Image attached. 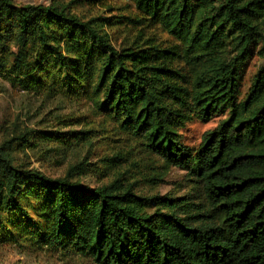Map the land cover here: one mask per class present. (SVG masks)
<instances>
[{
  "label": "trees",
  "instance_id": "16d2710c",
  "mask_svg": "<svg viewBox=\"0 0 264 264\" xmlns=\"http://www.w3.org/2000/svg\"><path fill=\"white\" fill-rule=\"evenodd\" d=\"M128 1L132 14L106 0H0V75L22 91L87 101L165 168L185 170L197 201L50 177L16 165L4 142L0 243L96 264H264V65L240 90L254 49L264 59V0ZM81 3L109 14L81 17ZM114 28L132 38L114 44ZM215 117L196 148L183 143L186 124ZM19 139L69 149L89 132Z\"/></svg>",
  "mask_w": 264,
  "mask_h": 264
},
{
  "label": "rangeland",
  "instance_id": "374dc122",
  "mask_svg": "<svg viewBox=\"0 0 264 264\" xmlns=\"http://www.w3.org/2000/svg\"><path fill=\"white\" fill-rule=\"evenodd\" d=\"M16 4H50L53 0H14ZM67 3L69 0H57ZM107 6L118 14H132L128 0H106ZM72 11L81 17L96 14L108 15L106 6L75 4ZM114 44H125L132 38L127 29H113ZM128 40V41H127ZM251 53L243 68L241 93H245L252 76L264 65V59ZM192 121L181 131L185 145L196 148L202 135L217 123ZM68 124V125H66ZM35 130H84L89 140L69 149L55 148L46 141L24 145L19 138L22 132ZM9 147V155L16 165L33 168L50 177L69 176L73 181L90 187L100 186L113 180L123 185L132 184V190L141 196H188L194 202L193 183L185 170L171 166L165 168L159 158L143 151L142 146L129 136L119 133L116 126L91 105L75 97L64 95L35 94L12 87L0 75V147ZM0 264H96L79 255H63L46 249L35 250L22 244L0 243Z\"/></svg>",
  "mask_w": 264,
  "mask_h": 264
}]
</instances>
